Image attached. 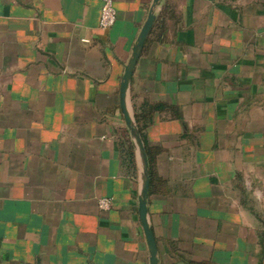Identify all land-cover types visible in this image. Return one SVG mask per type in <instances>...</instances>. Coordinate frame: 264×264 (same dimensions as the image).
<instances>
[{
  "label": "crops",
  "instance_id": "obj_1",
  "mask_svg": "<svg viewBox=\"0 0 264 264\" xmlns=\"http://www.w3.org/2000/svg\"><path fill=\"white\" fill-rule=\"evenodd\" d=\"M0 0V264H264V0ZM131 140L134 162L125 161ZM109 198L110 210L99 201Z\"/></svg>",
  "mask_w": 264,
  "mask_h": 264
},
{
  "label": "water",
  "instance_id": "obj_2",
  "mask_svg": "<svg viewBox=\"0 0 264 264\" xmlns=\"http://www.w3.org/2000/svg\"><path fill=\"white\" fill-rule=\"evenodd\" d=\"M157 1L158 0H156V2ZM154 20H155V16L153 12H151L147 20V23L143 27L141 34L138 38L137 44L134 48L133 56L131 60L129 61V64L126 66L123 82L121 85V99H122L121 106L123 109V113L126 119L127 126L130 130V134L140 152L141 159H142V165H143V170H144V184H143L142 194L140 197L139 212H140V218L143 224L144 232L146 235L148 248H149L150 255H151L150 263L159 264L157 242L154 236L153 229L151 228L149 221H148V196H149V190H150L149 163H148L147 153L145 150L143 140L141 138L140 132L136 125L135 119L133 115L131 114L129 110V106H128L129 86H130L138 59L140 57L141 51L150 33Z\"/></svg>",
  "mask_w": 264,
  "mask_h": 264
},
{
  "label": "built area",
  "instance_id": "obj_3",
  "mask_svg": "<svg viewBox=\"0 0 264 264\" xmlns=\"http://www.w3.org/2000/svg\"><path fill=\"white\" fill-rule=\"evenodd\" d=\"M117 20V11L114 0H102L100 14V28L104 31L113 28ZM99 206L102 210L108 211L112 207V201L109 198H102L99 201Z\"/></svg>",
  "mask_w": 264,
  "mask_h": 264
},
{
  "label": "trees",
  "instance_id": "obj_4",
  "mask_svg": "<svg viewBox=\"0 0 264 264\" xmlns=\"http://www.w3.org/2000/svg\"><path fill=\"white\" fill-rule=\"evenodd\" d=\"M137 119V123L139 124V130L141 132V135H143V131H144V127L142 125H140V119L137 115L136 117ZM122 153H123V157H125V161H127V163L129 162H134V158H135V154H134V146L133 143L131 142V140H127L125 142H123L122 144Z\"/></svg>",
  "mask_w": 264,
  "mask_h": 264
}]
</instances>
